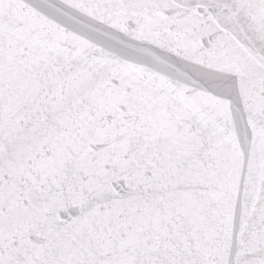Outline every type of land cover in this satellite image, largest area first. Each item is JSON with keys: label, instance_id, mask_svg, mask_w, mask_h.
<instances>
[{"label": "snow or ice", "instance_id": "obj_1", "mask_svg": "<svg viewBox=\"0 0 264 264\" xmlns=\"http://www.w3.org/2000/svg\"><path fill=\"white\" fill-rule=\"evenodd\" d=\"M0 264H264V0H0Z\"/></svg>", "mask_w": 264, "mask_h": 264}]
</instances>
